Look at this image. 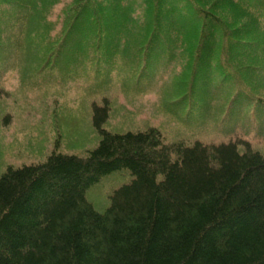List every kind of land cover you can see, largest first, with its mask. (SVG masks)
I'll use <instances>...</instances> for the list:
<instances>
[{
    "label": "trees",
    "instance_id": "trees-1",
    "mask_svg": "<svg viewBox=\"0 0 264 264\" xmlns=\"http://www.w3.org/2000/svg\"><path fill=\"white\" fill-rule=\"evenodd\" d=\"M60 2L56 34L63 37L53 49L41 45L50 30L35 18ZM132 2L0 0V72L29 49L36 64L69 82L81 84L84 72L86 90L84 63L93 73L98 55L102 64L117 65L121 44L127 57L158 60L162 73L185 51L190 80L180 71L185 83H176L186 94L165 110L218 122V138L166 141L151 125L111 129L105 126L110 101L92 102L94 147L82 155L53 150L41 162L0 174V264H264V115L247 110L264 107V0ZM132 5L141 13L135 20ZM32 39L36 46L26 48ZM122 170L129 180L95 209L87 190Z\"/></svg>",
    "mask_w": 264,
    "mask_h": 264
},
{
    "label": "rangeland",
    "instance_id": "rangeland-1",
    "mask_svg": "<svg viewBox=\"0 0 264 264\" xmlns=\"http://www.w3.org/2000/svg\"><path fill=\"white\" fill-rule=\"evenodd\" d=\"M132 1V3H136V0ZM63 6V3L60 2L47 13H42L35 18L42 26L40 29L50 30L51 39L49 43L42 40V44H39L51 46L53 49L57 46L61 47L63 33L60 35L56 33L61 32L60 22L63 18L60 17V14ZM183 11L188 12L187 8H184ZM130 14L134 20L141 16L138 8H134V5H132ZM31 20V17H28L24 21V27H29ZM51 21L56 24L53 31L51 30L52 25L46 26L47 22ZM192 22L193 20H191ZM166 27L167 23L163 25V28ZM110 28L111 26L107 31L108 34ZM190 29L192 28L190 27ZM173 31L174 33L177 32L176 30ZM51 32L53 33L52 36ZM99 34L101 33L99 32ZM1 35L3 37V33L0 31ZM86 35L87 32L83 34L82 39L84 41ZM31 41L32 43L27 41L26 48L33 49L32 45L36 46V40L32 39ZM102 41L106 47L111 46L110 43L105 42L104 38ZM94 43L95 47L102 48L101 44L95 41ZM112 46L110 50L114 51L116 48ZM121 47H117V56L115 57L117 65L115 66L110 63L109 65L102 64L104 57L98 55L99 67L110 68L109 75L107 77L103 72L93 73L91 70V75L99 82L105 79L106 83L99 86L100 83L95 82L86 90H82L85 81L84 72H81V84L69 82L68 77L62 78L56 69L55 71L51 69L52 75L49 76L40 64H36V56L29 49L23 50L25 53L21 54L20 60L17 61L16 59L15 63L12 62L9 71L0 72V174L8 166L19 167L22 164L41 162L53 150L62 153L84 154L86 149L92 147L98 139L91 126L90 105L92 102L102 103V98L105 97L110 101L108 102L109 113L106 125H109L108 127L111 129L123 131L128 128L140 129L151 125L160 130L162 138L166 141L190 137L191 141L198 139L210 142L218 138V133H216L218 122H211L210 119L206 125L210 124L211 127L205 129L208 134L191 136V133L199 129L197 127L191 130V125L196 123L199 125L200 120L192 123L196 118L191 119L190 116L182 118L177 110L173 114L165 110L167 104L173 100L182 101L183 99L177 98L186 94V89H180V84L176 83L179 80L184 81V83L185 79L190 80V70L185 51L179 59L169 63L162 82L160 80L155 82L154 78L151 77L152 82L147 86V93L135 94L128 90L124 83L129 78V74L132 73V66L138 58L127 57L129 55L128 50H122ZM141 49L142 47L138 48L137 51L140 52ZM119 52L120 54H118ZM6 55L8 56V54ZM43 58L48 57L44 56ZM5 59L9 58L5 56ZM150 63L155 64L159 70L158 60L153 59ZM84 66L90 68L85 63ZM180 71L187 72L185 79L176 75ZM174 78L176 80H173ZM197 85L201 86L199 83ZM223 101L222 99L220 103ZM218 105L215 106L217 109L225 111V107L221 108ZM159 106H162L165 111L161 110L162 107ZM219 124H224V121L219 120ZM260 151L264 154V146L260 147ZM129 178L130 176L125 170L108 174L87 190V198L92 202L95 209L101 210L108 203L110 192L118 185L127 182Z\"/></svg>",
    "mask_w": 264,
    "mask_h": 264
}]
</instances>
